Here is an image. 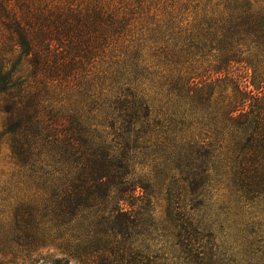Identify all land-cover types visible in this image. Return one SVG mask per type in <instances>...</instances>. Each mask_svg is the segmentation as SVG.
<instances>
[{"label":"trees","instance_id":"16d2710c","mask_svg":"<svg viewBox=\"0 0 264 264\" xmlns=\"http://www.w3.org/2000/svg\"><path fill=\"white\" fill-rule=\"evenodd\" d=\"M0 126V264H95L137 226L144 145L192 192L264 193V0H0ZM239 249L186 264H260Z\"/></svg>","mask_w":264,"mask_h":264},{"label":"rangeland","instance_id":"374dc122","mask_svg":"<svg viewBox=\"0 0 264 264\" xmlns=\"http://www.w3.org/2000/svg\"><path fill=\"white\" fill-rule=\"evenodd\" d=\"M1 130L0 126V187L13 173L10 136ZM141 147L135 159L137 226L125 238L94 236L86 248H108L95 264H186L192 257L198 262L203 254L189 251L201 245L230 249L228 255L221 252L229 260H238L240 246L242 254L264 262V193L245 194L234 181L217 177L192 192L176 170V162L170 163L151 147ZM7 256L0 251V261Z\"/></svg>","mask_w":264,"mask_h":264}]
</instances>
